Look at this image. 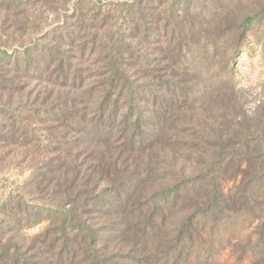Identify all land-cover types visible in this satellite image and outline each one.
Wrapping results in <instances>:
<instances>
[{
  "label": "rangeland",
  "instance_id": "1",
  "mask_svg": "<svg viewBox=\"0 0 264 264\" xmlns=\"http://www.w3.org/2000/svg\"><path fill=\"white\" fill-rule=\"evenodd\" d=\"M104 93L112 112L140 109L143 134L155 117L173 116L158 144L178 157L201 166L210 156L248 155L247 170L259 178L264 0H0V264H183L175 241L182 215L166 208L153 216L170 153L139 175L143 140H131L119 118L110 131L123 138L107 141L100 131L108 121L86 109ZM127 93L132 104L122 109ZM99 155L112 162L100 174ZM148 176L143 203L153 206L139 219L122 185ZM248 178L264 208V187ZM104 189L111 198L99 197ZM69 210L86 227L76 230ZM147 215L153 220L143 228ZM241 222L225 219L214 231L226 225L228 236V224Z\"/></svg>",
  "mask_w": 264,
  "mask_h": 264
},
{
  "label": "trees",
  "instance_id": "2",
  "mask_svg": "<svg viewBox=\"0 0 264 264\" xmlns=\"http://www.w3.org/2000/svg\"><path fill=\"white\" fill-rule=\"evenodd\" d=\"M127 96L130 101H127L128 103L122 106V109L123 107L127 109L129 104H132L131 93H127ZM105 97H108L107 93H104L100 98L96 97L95 101H91L89 107L86 109L89 111L95 109L99 119L105 118L108 121L103 124V129L100 131L102 134H109L106 138L107 141L112 139L118 141L119 138H123V135L120 137H118L119 135H111L110 131V128L113 127L112 125H115L119 118L121 120L120 124L125 125L126 129L132 134L131 140H143L144 144L138 149L137 153L139 157L142 156L143 150L148 154L146 156L147 167L145 166L142 171L139 169V175L147 173L150 175L151 168L149 167L151 165H158L157 162L160 157L170 153V160L166 163L170 172H166L162 177L165 182L167 181V185L158 192L161 196L158 206L159 211L156 214L154 213L153 216H162L161 214L165 212L166 208L168 215L175 211L182 215L181 223L179 219V230L177 229L178 236L175 237V241L182 250V263L264 264V208L261 207L260 200L258 201V192L251 188L250 182H247L248 177H252L254 178L253 181H259L260 185L264 187L261 179H259L264 178L263 170L260 171L259 178H256V174L252 176L256 171L251 172L247 170L251 166V158L248 155L240 153L239 156L228 153L220 161H217L218 156H210L207 161L200 163L201 166H199V163L193 157H178L174 153L176 151L174 147H167L164 143L158 144L161 141V139L158 140L159 137L165 134L168 122L174 118L173 116L155 117V120L151 123L153 131L149 135L143 134V124L140 123L142 119L140 109L133 110L130 113H123L120 110L112 112L110 109L111 104H105ZM151 111L158 112L159 110L152 104ZM74 116L75 113L72 112L68 118H74ZM82 116L86 117L84 114ZM84 120L87 121V118ZM107 124L109 125L104 128ZM171 135L174 136L176 133L172 132ZM152 140L154 141L151 142ZM145 144H150V149H145ZM223 146H229L228 141ZM244 146L246 149V145ZM185 148L192 155H198L199 153L192 146H186ZM98 160H100V163L97 166V173L106 172L109 167L108 164L112 162L106 161L102 155H99ZM217 162L221 164L218 167L219 169L214 168V163ZM261 168H264V160ZM219 170H223V177L219 174ZM136 181L137 183L130 185V187L122 185V190H126V188L130 189L129 193L126 194L127 198L124 199L126 200L125 206H133V208L138 209L139 218L144 214L141 213L143 207L151 209L153 206L150 200L143 203L144 195H147L146 190L153 186V181L150 180L149 176L148 178ZM225 182H228V185L230 184L228 188H224L223 184ZM98 195L105 198V200L111 198L110 195L105 193V189L104 191L101 190ZM146 205L151 207L148 208ZM73 211L74 209H72V213ZM148 212L150 213L149 210ZM125 214L128 215L129 213ZM64 215L70 221H74L73 217L71 218L70 216L71 210L67 211ZM152 218V216L147 215L139 226L149 228L148 224L153 220ZM236 218H242L243 222L239 223L238 227L240 228L238 229H232L228 224V236H226V225H222L219 230L214 231L215 226L219 225L222 220L227 219L229 223L232 219ZM74 219H76L75 216ZM125 219L127 220L128 217ZM209 220L211 221L209 229L205 230L198 227ZM74 222L76 223L73 224L78 225L75 227L76 230L86 227L85 222L80 219H76ZM244 224L245 226L243 227ZM63 233L66 236L65 238H67L66 232ZM244 238L247 240V243L240 245L241 240ZM214 245L219 250L214 248ZM5 246L10 250L16 248L15 245L10 243H6ZM95 246H97V240L95 234L92 232L89 235L88 247L93 248ZM227 247V253H221V251H226Z\"/></svg>",
  "mask_w": 264,
  "mask_h": 264
}]
</instances>
